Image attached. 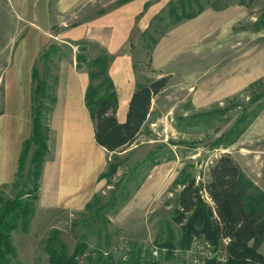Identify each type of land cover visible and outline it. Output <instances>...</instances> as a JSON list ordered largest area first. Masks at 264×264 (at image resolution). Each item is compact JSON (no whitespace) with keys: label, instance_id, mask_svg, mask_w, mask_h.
<instances>
[{"label":"rangeland","instance_id":"obj_1","mask_svg":"<svg viewBox=\"0 0 264 264\" xmlns=\"http://www.w3.org/2000/svg\"><path fill=\"white\" fill-rule=\"evenodd\" d=\"M57 1L0 0V161L5 146L26 121L22 101L31 80L33 53L47 42L36 60L44 73L40 57L52 43L58 44L50 61L52 80L59 60L72 52L54 34L65 26L60 25L65 18L57 10ZM174 1L178 16H183V5ZM191 2L192 6L188 1L185 4L187 12L198 11L201 5L204 10L197 16L206 10L214 12L207 17L211 30L203 48L192 51L194 55L177 68L172 79L166 77L134 142L108 151V163L120 165L117 172L100 180L95 194L99 196L96 207L110 220V235L96 232L97 227L103 228L102 220L96 222L85 208L35 211L27 231H13L15 264H50L44 245L54 229L60 231L70 251L86 235V254L94 259L103 254L118 261L141 250L146 260L161 264H194L213 251L203 238L193 240L187 250H173L169 259L165 258L167 247H160L171 234L175 241L182 235V224L175 217L185 186L193 184L192 189L197 188L218 215L209 185L213 168L229 156L264 191V0ZM171 10L168 3L133 45L140 83L149 85L160 79L152 68L151 37L191 19L177 21ZM103 50L93 46L86 55L92 59ZM14 180L4 188L9 197L18 191L12 186ZM155 248L160 249L158 258L153 255ZM260 251L264 253V243ZM81 260L87 262L85 257Z\"/></svg>","mask_w":264,"mask_h":264},{"label":"trees","instance_id":"obj_2","mask_svg":"<svg viewBox=\"0 0 264 264\" xmlns=\"http://www.w3.org/2000/svg\"><path fill=\"white\" fill-rule=\"evenodd\" d=\"M179 1L183 5V16H178L175 1L169 2L177 21L195 17L204 10V6L201 5L198 11L187 12L185 4L188 1V5L192 6L191 0ZM164 33L165 31L161 32L159 37H151L152 40L148 44L150 51ZM58 48V44L54 42L42 53L40 58L44 62V73L41 72L37 62L33 66V127L30 137L23 142L12 184L18 191L15 196L9 197L4 188L10 183H4L0 188V264H15L13 231L19 229L27 231L36 211L44 164L50 154L52 134L50 120L56 104L55 85L58 77L54 75L51 82L49 71L52 55ZM77 59L78 66L85 64L89 71L90 82L85 99L95 124L97 142L109 152L132 144L147 117L153 96L163 89L167 78L162 77L149 85L139 83L130 102L127 120L122 123L117 117L118 94L109 72L112 56L103 50L101 54L89 59L85 52L80 51ZM119 165L120 163L115 161L108 163L107 172H101L98 179L107 178L117 172ZM213 176L209 187L218 215L215 216L213 207L204 201L197 188L192 189L193 184L186 185L180 192L178 214L175 217L176 221L182 224V235L175 241L174 234H171L169 239L161 244L160 247H167L168 250L165 258L169 259L171 252L177 248L189 249L194 237L204 238L215 251L222 243V238L228 236L231 241L227 246V259L223 261L217 257H209L204 264H264V253L260 251L264 243V191L240 169L238 164L233 163L229 156L221 158L218 165L213 168ZM98 203L99 196L95 194L86 204L85 209L90 217L96 219V222L102 220L104 226L97 227L96 232L100 234L105 231L110 235L108 230L110 220L101 215L102 208L96 207ZM88 247L86 235H82L74 250L70 251L58 229H54L48 235L44 245L50 264H90L91 262L93 264H161L160 260H146L141 250H133L128 258L118 261L105 258L103 254L94 259L91 254H86ZM82 257H85L87 262H83Z\"/></svg>","mask_w":264,"mask_h":264},{"label":"crops","instance_id":"obj_3","mask_svg":"<svg viewBox=\"0 0 264 264\" xmlns=\"http://www.w3.org/2000/svg\"><path fill=\"white\" fill-rule=\"evenodd\" d=\"M170 1H57V10L65 18L60 25L65 26L59 27L54 34L60 37L59 42L69 44L72 52L59 60L55 74L58 80L56 104L50 120V154L44 164L36 213L56 209L83 210L97 193L101 182L99 174L108 164V150L96 140L95 124L86 105L90 77L85 64L78 66V47L86 46L87 50L83 52L87 53L93 46H98L112 56L109 72L118 94L117 117L123 123L140 83L133 45ZM98 2L101 3L99 7ZM211 11L185 19L161 36L151 56L152 68L158 72V78L168 76L172 79L177 68L194 55L191 52L203 48L204 39L211 30V24L207 22V17L214 13ZM71 19L74 22L70 24ZM46 44L38 46L33 53L31 73ZM33 85L31 74L22 101L24 112H27L26 121L4 148V157L0 161V187L14 179L23 142L32 133Z\"/></svg>","mask_w":264,"mask_h":264},{"label":"built area","instance_id":"obj_4","mask_svg":"<svg viewBox=\"0 0 264 264\" xmlns=\"http://www.w3.org/2000/svg\"><path fill=\"white\" fill-rule=\"evenodd\" d=\"M198 239H200L199 237H194V240H198ZM204 239V238H203ZM231 241V238L230 237H223L222 238V243L220 244V246L218 247V249H216L215 251L213 250V251H211V253H209L208 254V256H207V258H209V257H217V259H219V260H223V261H225L226 259H227V246H228V244H229V242ZM204 243H205V245L208 247V248H213V246L207 241V240H204ZM217 250H219V251H217ZM218 252H222V254H224L223 255V257L222 256H217V254H218ZM153 255L156 257V258H158L159 257V255H160V250H159V248H155L154 250H153ZM206 258V259H207ZM206 260H203V261H200V260H194V264H204V262H205Z\"/></svg>","mask_w":264,"mask_h":264},{"label":"water","instance_id":"obj_5","mask_svg":"<svg viewBox=\"0 0 264 264\" xmlns=\"http://www.w3.org/2000/svg\"><path fill=\"white\" fill-rule=\"evenodd\" d=\"M78 50L79 51H85V50H87V47L86 46H79Z\"/></svg>","mask_w":264,"mask_h":264}]
</instances>
